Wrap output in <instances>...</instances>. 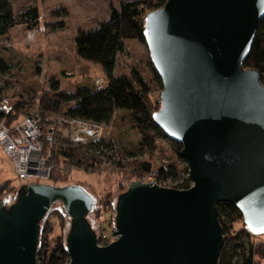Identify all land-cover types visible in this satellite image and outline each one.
<instances>
[{
  "label": "water",
  "instance_id": "1",
  "mask_svg": "<svg viewBox=\"0 0 264 264\" xmlns=\"http://www.w3.org/2000/svg\"><path fill=\"white\" fill-rule=\"evenodd\" d=\"M264 0H166L146 12V47L162 81L153 119L179 143L191 185L132 180L118 196V237L98 245L80 185L21 183L0 201V264H37L40 223L55 202L68 219V264H218L217 205L233 204L264 234V84L243 61Z\"/></svg>",
  "mask_w": 264,
  "mask_h": 264
},
{
  "label": "rangeland",
  "instance_id": "2",
  "mask_svg": "<svg viewBox=\"0 0 264 264\" xmlns=\"http://www.w3.org/2000/svg\"><path fill=\"white\" fill-rule=\"evenodd\" d=\"M121 1L123 0H11L19 22L7 35L0 38V60L7 65L6 71L0 70V105L12 110L16 103L22 104V110L14 120L16 124L30 113L47 111L42 107L44 101L52 98L53 83L58 85V91H71L82 86L91 90L105 88L107 78L100 62L95 58L100 47L95 26L109 17L111 6L119 7ZM34 6L38 9L39 22L31 28L20 22L19 17L26 8ZM124 49L115 58L114 76L126 75L130 70L139 71L150 86L152 102L159 108L161 87L148 65L149 49L137 39L125 40ZM50 113L53 112L47 111L44 115ZM101 126L104 139L112 143V151L108 150L100 155L96 153L95 163L86 169L63 162L60 158L54 162L53 159H48L46 164L50 167L49 176L42 182H51L50 184L57 186L77 184L88 191L94 202L93 209L86 218L96 237L105 234L109 244L116 239L112 233L116 200L132 180H141L147 175L140 168L142 163H149L150 171H158L159 167L168 163L182 170L186 164L177 158L178 147L164 138L156 139L152 151L143 148L140 145V134L125 110L117 109L112 120ZM58 127L59 125L55 128V134ZM43 132L38 141L42 144L41 139L49 135L48 131ZM52 141L51 146L54 147L58 142L56 135ZM51 146H43L44 155ZM53 175L52 180L50 177ZM186 177L181 173L180 178L172 182L180 183ZM5 181L8 184L6 190L0 193V201L10 204L23 180L17 176L15 166L0 145V183ZM52 208L53 211L47 218L51 225L47 236L49 248L53 247L59 237L64 241L68 226L61 204L55 202ZM55 210H60L62 216L59 217ZM243 227L242 218L238 219L234 221L231 233L234 234ZM251 241L256 246L264 244V234L252 237ZM254 260L255 264H264V259L258 254Z\"/></svg>",
  "mask_w": 264,
  "mask_h": 264
},
{
  "label": "trees",
  "instance_id": "3",
  "mask_svg": "<svg viewBox=\"0 0 264 264\" xmlns=\"http://www.w3.org/2000/svg\"><path fill=\"white\" fill-rule=\"evenodd\" d=\"M165 2L166 0H123L119 3V7L111 6L109 17L95 26V34L100 40V47L95 58L100 62L108 84L105 88L94 90L82 86L71 91H58V85L53 83L52 98L44 101L42 108L49 112L63 114L66 117L88 119L105 125L112 120L117 109L125 110L130 116L132 125L140 134V145L143 148L152 151L156 139L164 138L178 147L177 158L183 162L184 160L179 155L181 149L179 143L173 142L165 136L154 122L152 114L158 108L151 100L150 86L142 74L139 71L130 70V73L126 75L114 76L113 72L116 56L125 51V40L137 39L146 45L144 26L146 12L157 10ZM19 20L26 23L28 27L34 28L39 22L38 9L35 6L26 8ZM18 22L11 6V0H0V38L7 35L8 31ZM255 32L243 66L255 68L264 84V15L259 20ZM148 65L154 79L162 87V81L154 70L150 57ZM0 70L2 72L7 70V65L2 60H0ZM11 109H4L0 105V122H4L9 127L16 123L14 120L20 114L22 104L16 103ZM47 111L40 112V115L43 116ZM56 137L58 142L52 147V154L48 158L49 160L53 159V162L60 158L63 162L86 169L95 163L93 161L96 159L94 157L96 153L100 155L108 150L112 151V143L104 137L96 141H88L85 144L73 145L68 139V131L63 124L59 125ZM140 168L145 172H150L149 163H142ZM158 173L160 179H170L171 181L179 179L181 173H184L187 177L178 183L176 188L187 189L191 185L186 165L182 167V170H178L174 164H164L158 168ZM54 176L50 178L53 180ZM7 184V181L0 183V193L6 190ZM52 206L40 223L39 243L36 250L37 264H68L69 254L66 251V241L64 242L59 237L53 247L49 248L47 236L51 231V225L47 218L53 211ZM54 212L59 217L62 216L60 210ZM217 212L222 234H224L223 247L218 255V264H255L254 257L257 254L264 259V244L257 243L256 246L251 241L252 237L258 234L251 233L245 223L243 229L234 234L231 233L234 221L242 218L240 211L233 204L221 202L217 205Z\"/></svg>",
  "mask_w": 264,
  "mask_h": 264
},
{
  "label": "built area",
  "instance_id": "4",
  "mask_svg": "<svg viewBox=\"0 0 264 264\" xmlns=\"http://www.w3.org/2000/svg\"><path fill=\"white\" fill-rule=\"evenodd\" d=\"M64 125L68 131V139L74 145L85 144L88 141H96L103 138V123L93 122L88 119L77 117L59 116L58 114H46L41 116L38 112L30 113L24 116L21 121L15 123L12 127L7 126L4 122H0V145L4 153L8 155L19 179L23 183L42 182L49 176L50 167L47 166L46 160L51 155L50 148L56 135L55 128L58 125ZM104 125V124H103ZM45 128V129H44ZM43 130L48 131L45 138H42L43 144L38 142ZM44 133V132H43ZM51 146L44 155L43 146ZM158 171L147 172L141 180L151 185H159L162 187L176 188L178 183H174L169 179H160ZM112 233L116 238L114 224ZM98 239V245L107 244L108 236L101 234ZM113 241V240H112Z\"/></svg>",
  "mask_w": 264,
  "mask_h": 264
}]
</instances>
